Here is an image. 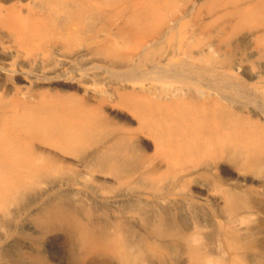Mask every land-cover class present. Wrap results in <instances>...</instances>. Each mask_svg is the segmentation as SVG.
<instances>
[{
    "label": "bare ground",
    "instance_id": "bare-ground-1",
    "mask_svg": "<svg viewBox=\"0 0 264 264\" xmlns=\"http://www.w3.org/2000/svg\"><path fill=\"white\" fill-rule=\"evenodd\" d=\"M176 1L178 0H0V210L7 209L11 196L30 189L42 171L59 169V166L64 165V156L60 157L57 153L69 155L74 148L83 145L101 120L100 111L104 99L103 102L94 99L96 101L91 104L90 97L77 86L74 87L76 93L59 90L65 84L75 82L74 61L79 58L83 62L78 72L86 74V61L91 56L110 55V58L114 56L117 59L130 56L127 54L124 57V54L120 55L115 51L119 40H133L137 49L157 47L174 28L172 25L176 22V16H170V13ZM190 1L193 3L187 11L195 13V21L199 19L201 8H208L206 15L213 17L215 9L221 7L225 22L233 21L237 27L251 26L255 31L253 40L257 44H264V0H201V4L198 3L199 0H182L185 4ZM110 18H122L123 23L108 34L111 31H108ZM190 38L192 41L189 42L192 44L181 53L185 56L184 60H187H182L169 69H162L155 64L152 72L174 80L177 78L186 81L193 78L195 83L202 86H199L200 89L209 90L207 93H184L181 90V94L175 90L173 93L176 94H171L168 89L167 93H157L158 89L155 88L154 100H150L145 92L142 97L137 94H121L120 99L130 103L135 112L133 116L137 118L135 122L138 121L136 126L142 132L145 129L146 132H152L150 138L154 136V142L158 140L160 143L159 147L156 144L157 149L165 144V149L166 146L170 149L169 158L176 164L184 166L191 163V167L196 168L197 158H208L216 163L225 160L234 151L242 152L249 161L258 160L264 153V117L259 115L264 111L250 113L249 117L233 111L236 102L221 90L233 89L242 97H247L248 103L256 106V109L264 110V94H261L264 93L261 92L264 91V76L239 75L243 70V61L240 59L229 61L225 66H200V61L212 64L208 56L215 55L216 51L213 47L203 48L200 27ZM76 44L81 50L73 52L72 47ZM90 47L94 51L90 52ZM173 55L171 58H175ZM260 56H264V53H260ZM134 69L130 73L135 74ZM194 75L201 76V79H195ZM199 87L197 85L198 90ZM124 136L130 140L135 135L125 133ZM52 149L58 152L55 154ZM149 159H145L143 163L142 173L147 176L154 175L155 169L153 160ZM166 163L168 166V162ZM174 166L175 164L173 168ZM79 167L83 170L86 168L83 164ZM184 170L183 172L188 173L187 178L195 175L192 171ZM157 175L158 173L155 176ZM114 178L118 183L128 180L117 177L116 173ZM182 182L184 185L189 183L188 180ZM199 184H194L195 191L186 185V203L192 204V199L205 201L210 195L208 187ZM225 191L223 200L227 217L224 219L227 225L222 231L218 226L213 236L208 237L212 242L218 237L215 236L217 230L221 231L220 239L228 251L229 264H243L245 260L248 261L247 264H257L264 258V231L254 233L247 228V231L244 229L245 236H239L242 232L237 231L236 227L234 229V225L237 222L244 223L247 216L237 215V196L234 191ZM49 202L50 199L46 203ZM108 202L116 206L120 199L114 197ZM162 203L161 211L154 215L157 223L153 224V236L147 237L140 248L127 243L117 229L112 234V253L119 264L221 263L219 258L222 255L214 257L218 254H211L212 251L209 253L208 248L201 245V239L205 236H199L195 232V220L193 222L188 206L185 204L182 207L181 202L170 198L164 199ZM56 210L62 211V208ZM207 221L202 219L201 224H209ZM174 222L186 227V230L169 231L167 225ZM73 226V233L81 236L72 237L79 241L87 239L88 232L80 222H73ZM43 238L48 236L41 239ZM13 241L6 236L0 238V243L4 245L0 248V264H25L24 260L30 264H47L33 249L34 245H39L40 239H25V251L21 253L10 248ZM171 249L178 251L176 257L170 254ZM224 254L226 257L227 254ZM90 261L95 263L94 260ZM65 264L81 262L71 257V261ZM100 264L108 262L101 260Z\"/></svg>",
    "mask_w": 264,
    "mask_h": 264
},
{
    "label": "rangeland",
    "instance_id": "rangeland-1",
    "mask_svg": "<svg viewBox=\"0 0 264 264\" xmlns=\"http://www.w3.org/2000/svg\"><path fill=\"white\" fill-rule=\"evenodd\" d=\"M176 2L170 13V16L172 14L176 16V22L172 25L174 28L167 39L157 47L137 49L133 40L129 41L131 45L129 42L123 41L126 44L124 45L119 40L118 44L116 43V49L114 45L115 51H118L117 53L120 55L124 54V57H127V54L132 57L128 56L126 60L114 58L112 55L111 58L110 55L104 56L105 58L91 56L86 61L88 65L86 74L78 72L83 62L79 58L74 61L73 78L75 82L70 85L65 84V87L59 88V90L76 93L74 87L77 86L82 93L85 92L84 94L90 97L91 104L96 100L103 102L104 99L102 110L100 109L101 120L92 134L84 141V146L74 148L69 155H62L52 149L53 153L58 152V156H64L65 167L61 165L62 168L59 166V169H47L46 172L44 170L45 173L42 171L40 177L38 176V179L33 181L35 183H31L30 189L11 196L7 209L0 210V236L14 240L10 247L13 251L24 252L25 239H40L39 245H34L33 249L47 264H65L71 261V257L81 264H92L90 260H94V264H100L101 260L107 261L108 264H119L112 253L114 243L111 236L116 232L115 230L117 229L123 238L125 237L127 243L140 248L147 237L153 236V224L157 223L154 220V215L159 210L161 211L163 200L170 198L181 202V206L185 204L186 207L188 206L193 222L195 220V232L199 236H205L201 239V245L207 247L209 253L212 251L211 254H218L213 255L214 257L222 255L219 258L221 263L215 262L214 264H229L228 251L220 239V232L227 225L225 221L227 208L224 206L223 200L226 189L234 191L237 196V215L247 216V219L243 220L244 223L237 222L234 225V229L236 227L237 231L240 230L243 233H240L239 236H245L244 231H247V228L248 231H254V233L264 231V153L254 161H249L242 152L234 151L225 160L216 163L208 158H197L198 164L196 165L198 167L196 168H192L191 163L184 164V166L176 164L169 158L170 152L168 151L170 149L167 146L165 149V144L157 149L156 146L159 147L160 143L157 139L154 142V136L150 138L152 132L150 130L146 132V129L142 132L136 126L138 121L135 122L137 118L134 117L135 112L130 107V103L120 99L121 94H137L139 97L147 94L146 96L150 100H154L156 96L153 95V92L157 89V93H163V91L167 93V89L171 94L178 92L182 94L183 91L184 93L194 91L195 94L198 93L196 91L207 93L209 90L200 89L202 86L197 82L196 84L193 78L186 81L176 78L177 81H175L174 78L152 72V67L156 66L155 64L162 69H169L172 65L176 66L184 60L185 56L181 53L185 49H189L188 46L192 44L189 42L192 41L190 37L198 27H200L201 40H204L205 43H203V48L213 47L216 51L215 55L208 56L210 59L208 60L212 64L200 61V66H225L224 64L229 61L240 59L243 61V70L239 75L264 76V56H260V53H264V44H257L253 40L255 31L251 26L237 27L233 21L232 23L225 22L221 7L215 9L213 17L206 15L208 8H201L199 19L195 21V13L187 11L193 2L190 1L186 4L182 0ZM198 3L201 4V0ZM108 21L111 23L110 26L108 25V31L111 29L110 32H107L108 34L113 33L115 27L123 23L122 18H110ZM78 44L72 47L73 52L81 50ZM93 49L90 47L89 51L91 52ZM172 54L175 55H173L175 58H171ZM185 60L187 59L185 58ZM131 69H134L135 74L130 73ZM200 77L194 75L195 79H201ZM79 79L84 81L81 82ZM21 85L24 84L21 83ZM197 85L200 86L199 90ZM174 91L176 93H173ZM221 91H224V94L236 102L233 111H238L246 117H249L250 113L257 114V112L264 111L256 109V106L248 103L247 97H242L233 89L222 88ZM118 94L119 96H117ZM130 113L132 115H129ZM259 115L264 117V113ZM125 133H134L135 136L129 140L124 136ZM122 136L126 138L123 137V139ZM155 148L156 151H154ZM145 159L153 160L154 175L147 176L142 173ZM80 164L85 165L86 168L80 169ZM172 164H175L174 168ZM184 169L195 173V177L187 178L188 173L183 172ZM115 173L117 177L128 180L124 183L116 182ZM181 180H188L189 183L186 185L192 189L196 187L195 183L208 187L210 195L205 201L190 199L193 205L189 202L186 203L188 190ZM179 187L186 192L181 191ZM114 197L120 199V203L116 206L108 202ZM48 199L50 202L46 203ZM56 208H62V211H57ZM202 219L209 220L207 221L209 224H201ZM73 222H80L85 227L88 232L87 239L79 241L76 237H72L81 236L73 233ZM167 226H169V231L186 230V227L175 222ZM218 226L221 231L218 229L215 236L219 238H214L211 242L208 236H213ZM44 236H48V238L41 239ZM3 246L0 243V248ZM223 252L227 254L226 257L223 256ZM170 254L176 257L178 251L171 249ZM262 259L257 264H264ZM217 261H219L218 258ZM23 262L30 264L26 260ZM247 262L245 260L243 264H247Z\"/></svg>",
    "mask_w": 264,
    "mask_h": 264
}]
</instances>
